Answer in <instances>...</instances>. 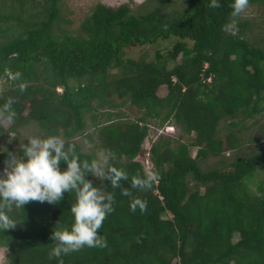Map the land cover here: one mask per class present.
I'll list each match as a JSON object with an SVG mask.
<instances>
[{
  "label": "trees",
  "instance_id": "1",
  "mask_svg": "<svg viewBox=\"0 0 264 264\" xmlns=\"http://www.w3.org/2000/svg\"><path fill=\"white\" fill-rule=\"evenodd\" d=\"M219 2L97 3L74 29L62 0H0V174L27 137L57 135L82 161L106 151L133 193L88 174L115 196L99 230L107 246L60 258L51 237L71 227L75 194L9 205L19 223L0 231L1 264H264V0H248L256 18ZM147 46V56L128 57ZM170 123L185 137L152 145L151 174L138 158L154 124ZM146 174L152 187L131 189ZM133 198L147 209L133 212Z\"/></svg>",
  "mask_w": 264,
  "mask_h": 264
},
{
  "label": "clouds",
  "instance_id": "2",
  "mask_svg": "<svg viewBox=\"0 0 264 264\" xmlns=\"http://www.w3.org/2000/svg\"><path fill=\"white\" fill-rule=\"evenodd\" d=\"M248 0H233L232 15L239 16L247 7ZM210 8L220 7L219 0H210ZM9 99L4 108L6 117L13 120L16 116ZM28 143L20 147L22 154H10L5 168L0 174V231L15 228L18 221L12 219L3 209L9 205L17 209L31 201L56 204L64 194L74 193L75 202L70 211L74 221L70 228H61L52 233L54 246L50 255L60 258L84 247L104 248L106 238L99 230L103 222L114 210L115 196L112 192L102 191L88 174L110 182L113 189L121 188V194L133 197L122 181H129V174L115 166H109L106 157L92 161H82L73 146H66L63 138L57 135L27 137ZM66 164L62 168L61 165ZM155 177L151 174L135 176L130 180L131 189L147 191L152 187ZM147 209V203L133 198L130 208L133 212Z\"/></svg>",
  "mask_w": 264,
  "mask_h": 264
},
{
  "label": "rangeland",
  "instance_id": "3",
  "mask_svg": "<svg viewBox=\"0 0 264 264\" xmlns=\"http://www.w3.org/2000/svg\"><path fill=\"white\" fill-rule=\"evenodd\" d=\"M145 1L146 0H62V2L64 3L63 9L66 11L67 15H70V18L74 24L73 26L74 29H76L79 26L82 19L87 15L90 9L97 3H102L111 7H117L122 4H128L131 8L138 9ZM245 14L252 18L260 17L258 15V10L254 6L246 7ZM263 21H264V17H263ZM151 51H152L151 46L137 48L134 49L133 51H130L128 57H141L145 55L147 56V54H149ZM166 91H167L166 87H161L158 93L160 96H164ZM124 112L127 116L133 118L139 115L137 108H135V106L132 105H126L124 107ZM263 123H264V116L263 118L260 119V124ZM8 124H9L8 122L5 123L6 127L8 126ZM154 125L155 126L152 127L149 137L144 142L143 145L144 151L142 154H140L138 158L144 165L145 169L151 174H153L151 171L152 163L150 159V155H151L150 148L152 147V145L156 143V141H158L162 136L165 138L168 137L171 138L172 136L182 137V138L185 137L182 130L178 126L172 123L166 124L160 128L158 127V124H154ZM259 133H260L259 130L256 129L254 132V136L258 139H261L262 137ZM96 152H97V159L103 156L106 157L109 161V154L106 151H104L103 149H97ZM193 154H195V151H193ZM92 179L98 183L102 181V179L94 175H92ZM4 254H5V248L0 247V264L3 261Z\"/></svg>",
  "mask_w": 264,
  "mask_h": 264
}]
</instances>
